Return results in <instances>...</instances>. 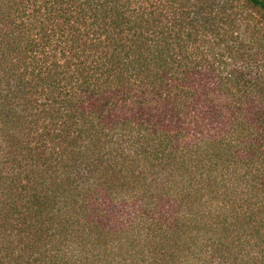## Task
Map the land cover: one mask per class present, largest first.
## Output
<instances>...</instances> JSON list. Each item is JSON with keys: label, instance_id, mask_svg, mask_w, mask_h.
Wrapping results in <instances>:
<instances>
[{"label": "trees", "instance_id": "trees-1", "mask_svg": "<svg viewBox=\"0 0 264 264\" xmlns=\"http://www.w3.org/2000/svg\"><path fill=\"white\" fill-rule=\"evenodd\" d=\"M0 264H264V0H0Z\"/></svg>", "mask_w": 264, "mask_h": 264}]
</instances>
